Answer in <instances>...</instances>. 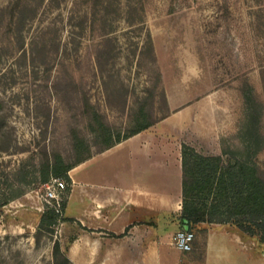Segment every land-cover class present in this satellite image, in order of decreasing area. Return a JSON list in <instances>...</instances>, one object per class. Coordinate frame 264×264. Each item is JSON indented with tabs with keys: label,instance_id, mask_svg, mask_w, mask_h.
Here are the masks:
<instances>
[{
	"label": "rangeland",
	"instance_id": "obj_1",
	"mask_svg": "<svg viewBox=\"0 0 264 264\" xmlns=\"http://www.w3.org/2000/svg\"><path fill=\"white\" fill-rule=\"evenodd\" d=\"M144 123L264 178V0H0V264H55L74 236L70 206L39 227L71 186L46 197L47 154L76 164Z\"/></svg>",
	"mask_w": 264,
	"mask_h": 264
},
{
	"label": "crops",
	"instance_id": "obj_2",
	"mask_svg": "<svg viewBox=\"0 0 264 264\" xmlns=\"http://www.w3.org/2000/svg\"><path fill=\"white\" fill-rule=\"evenodd\" d=\"M179 138L144 129L70 169L73 264H264L260 236L232 222L201 221L190 252L173 244L185 225Z\"/></svg>",
	"mask_w": 264,
	"mask_h": 264
},
{
	"label": "trees",
	"instance_id": "obj_3",
	"mask_svg": "<svg viewBox=\"0 0 264 264\" xmlns=\"http://www.w3.org/2000/svg\"><path fill=\"white\" fill-rule=\"evenodd\" d=\"M148 125L140 124L124 138ZM254 130L255 124H248L245 134L248 142L257 141L258 136ZM121 140L118 138L106 148ZM251 144L246 140L244 147H250ZM74 165L66 163L61 155L56 154L52 159L47 154L42 167V180L48 181L52 176H59L70 182L69 170ZM182 165L183 203L180 218L183 224L191 226L193 222L201 221L232 222L249 234L259 235L264 242V178L259 174L258 166L250 154L248 157L226 158L221 154L200 152L193 145L183 142ZM16 194L13 192L4 202ZM65 206V201H62L60 208L48 206L41 216L39 227L62 219L60 212ZM53 254L55 264H73L58 240L54 243Z\"/></svg>",
	"mask_w": 264,
	"mask_h": 264
},
{
	"label": "built area",
	"instance_id": "obj_4",
	"mask_svg": "<svg viewBox=\"0 0 264 264\" xmlns=\"http://www.w3.org/2000/svg\"><path fill=\"white\" fill-rule=\"evenodd\" d=\"M65 186L66 181L63 178L59 176H52L46 183V197L48 199H55L58 203H60L57 191L62 190ZM195 238V230L190 225L185 224L174 232L172 235V242L181 251L190 252L193 250Z\"/></svg>",
	"mask_w": 264,
	"mask_h": 264
}]
</instances>
